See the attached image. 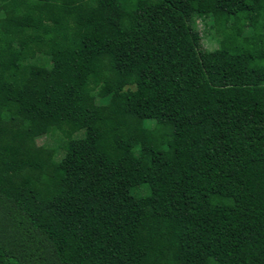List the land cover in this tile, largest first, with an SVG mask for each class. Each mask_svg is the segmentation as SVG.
Masks as SVG:
<instances>
[{
  "label": "trees",
  "instance_id": "16d2710c",
  "mask_svg": "<svg viewBox=\"0 0 264 264\" xmlns=\"http://www.w3.org/2000/svg\"><path fill=\"white\" fill-rule=\"evenodd\" d=\"M0 264H264V0H0Z\"/></svg>",
  "mask_w": 264,
  "mask_h": 264
},
{
  "label": "rangeland",
  "instance_id": "374dc122",
  "mask_svg": "<svg viewBox=\"0 0 264 264\" xmlns=\"http://www.w3.org/2000/svg\"><path fill=\"white\" fill-rule=\"evenodd\" d=\"M194 22H195L194 23L195 27L200 34L201 47H203L204 49H207V50H211V49L218 47L220 45V41H222V39H223V32L224 31L214 30V28L212 26L211 19H208L205 22L202 19L201 20L196 19ZM247 30L249 31L250 28L247 27ZM225 33L228 34V36H229V30H226ZM245 33H246V29L243 32V34H245ZM144 125L149 126V127L151 126V124L148 122H146V124H144ZM140 126H142V125H140ZM169 128L170 127H168V126L164 127L163 131L168 132ZM76 134H78V133H76ZM46 141L49 142V138L47 137V135H42L36 139V142L38 144L44 143Z\"/></svg>",
  "mask_w": 264,
  "mask_h": 264
}]
</instances>
